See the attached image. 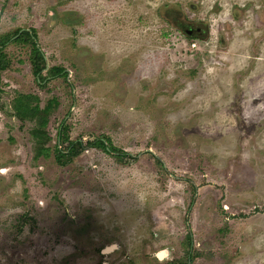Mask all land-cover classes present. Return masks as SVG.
Returning a JSON list of instances; mask_svg holds the SVG:
<instances>
[{"label": "rangeland", "instance_id": "1", "mask_svg": "<svg viewBox=\"0 0 264 264\" xmlns=\"http://www.w3.org/2000/svg\"><path fill=\"white\" fill-rule=\"evenodd\" d=\"M168 6L208 37H183ZM18 28L42 77L66 76L39 86L31 45L1 50L0 264L184 262L186 236V264H264V0H0V35ZM18 94L57 100L47 159ZM95 138L121 153L55 161Z\"/></svg>", "mask_w": 264, "mask_h": 264}, {"label": "trees", "instance_id": "2", "mask_svg": "<svg viewBox=\"0 0 264 264\" xmlns=\"http://www.w3.org/2000/svg\"><path fill=\"white\" fill-rule=\"evenodd\" d=\"M35 31L33 29L28 30H22L20 28L14 29L12 31H8L6 33H3L0 35V70L3 69V66L5 63L8 64V61L5 59V57L2 55V48L13 38L14 43H25V45H31V53L30 55V65H31V71L32 74L35 76L36 81L39 80V83H37L39 86L42 82H44L49 77H56V76H66L65 70L61 67H52L47 72V77H42L43 69L45 68V62H44V56L42 51L36 46V43L34 39L35 37ZM37 77V78H36ZM57 108V100L54 98H50V100H47V102L43 105V107H40L38 103V99L35 96H32L30 94H18L13 100H12V111L13 116L21 123L30 122L32 124V128L29 132L30 140L33 143V158L35 160H38L40 158L47 159L50 156V148L46 145L48 144V140L50 139L47 126H48V118L52 114V112ZM63 126V125H61ZM65 127H63L62 132H58V139H61V134L64 133ZM65 139V138H64ZM108 143V147L107 144ZM87 147H94L97 149H101L107 154L112 153H118L119 150L115 149L109 141L106 139L101 138H95L94 140L87 141L85 145L82 144L81 141L76 140L75 141H69L67 142V145L65 149H55V156L54 159L57 162V164L61 167H65L72 161L73 158H75L78 155V152L81 150L87 148ZM121 153V152H120ZM121 156H126V154H116L114 157L118 160L122 159ZM129 157V156H128ZM28 220H25L24 222H27ZM22 224H20V227ZM190 237L186 236V247L189 251L190 246ZM187 251L186 259L184 262H174L168 263V264H186L189 261L193 262L195 260L194 255H190V253ZM189 256V257H188Z\"/></svg>", "mask_w": 264, "mask_h": 264}, {"label": "flooded vegetation", "instance_id": "3", "mask_svg": "<svg viewBox=\"0 0 264 264\" xmlns=\"http://www.w3.org/2000/svg\"><path fill=\"white\" fill-rule=\"evenodd\" d=\"M163 15H171L174 28L186 39L203 41L208 37V25L203 20L191 19L174 6L165 7Z\"/></svg>", "mask_w": 264, "mask_h": 264}, {"label": "water", "instance_id": "4", "mask_svg": "<svg viewBox=\"0 0 264 264\" xmlns=\"http://www.w3.org/2000/svg\"><path fill=\"white\" fill-rule=\"evenodd\" d=\"M106 250H107V248H106L104 251H106ZM108 250H109V249H108ZM104 251H103V252H104Z\"/></svg>", "mask_w": 264, "mask_h": 264}]
</instances>
